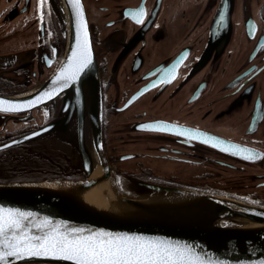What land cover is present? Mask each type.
<instances>
[{
	"label": "flooded vegetation",
	"instance_id": "flooded-vegetation-1",
	"mask_svg": "<svg viewBox=\"0 0 264 264\" xmlns=\"http://www.w3.org/2000/svg\"><path fill=\"white\" fill-rule=\"evenodd\" d=\"M82 1L100 77L102 144L113 192L132 198L206 192V180L224 167L243 171L246 164L249 177L263 186L264 0ZM31 4L34 29L26 19L18 28L15 20ZM141 8L145 15L137 23L132 13ZM67 32L61 0H46L43 20L39 0H0V95L45 82L63 58ZM15 38L23 43L15 45ZM173 69L175 78L161 83ZM61 100L29 114L0 113V147L57 119ZM157 124L202 136L188 140L149 130ZM204 137L222 138L258 158L221 151ZM59 147L76 156L64 163L71 180L84 179L74 136L52 132L0 150V183H11L21 148L63 159ZM96 164L101 167L98 158Z\"/></svg>",
	"mask_w": 264,
	"mask_h": 264
},
{
	"label": "water",
	"instance_id": "water-1",
	"mask_svg": "<svg viewBox=\"0 0 264 264\" xmlns=\"http://www.w3.org/2000/svg\"><path fill=\"white\" fill-rule=\"evenodd\" d=\"M67 19V45L55 72L30 92L4 96L0 100L26 103L51 91L52 81L66 67L75 48L76 17L68 0H61ZM84 20L91 48V64L68 88L57 91L31 108L4 114L30 113L62 96L60 112L53 122L0 147V150L34 141L58 132L64 138L74 136L84 179L69 181H32L0 183V207L19 209L48 218L68 228L140 235L152 239L186 244L205 264H264V206L200 191L146 198L113 196L109 206L86 198L100 184L108 182L110 170L102 144V99L97 62L89 22L83 1ZM225 145L227 140L218 138ZM101 162V174H96ZM54 183V184H53ZM233 224L225 225L222 221ZM13 264H71L68 261L31 258Z\"/></svg>",
	"mask_w": 264,
	"mask_h": 264
},
{
	"label": "snow or ice",
	"instance_id": "snow-or-ice-1",
	"mask_svg": "<svg viewBox=\"0 0 264 264\" xmlns=\"http://www.w3.org/2000/svg\"><path fill=\"white\" fill-rule=\"evenodd\" d=\"M76 17L75 48L63 67L55 76L51 91L44 92L35 100L13 103L0 100V112H17L33 107L44 99H51L57 91L68 88L91 62V48L87 36V25L80 0H68ZM46 0H39L41 20ZM144 9L132 13L137 23L143 22ZM222 18V17H221ZM175 78V69L166 74L161 83ZM155 87V85H153ZM149 130L172 132L188 140L200 139L202 134L166 124L148 126ZM203 143L220 147L221 151L243 155L254 160L258 155L237 145L224 146L222 141L204 137ZM31 258H46L68 261L71 264H205L191 246L174 244L168 240L152 239L140 235L114 234L106 231H91L68 228L62 223H53L48 218L37 219L33 213L19 209L0 207V264H13Z\"/></svg>",
	"mask_w": 264,
	"mask_h": 264
},
{
	"label": "rangeland",
	"instance_id": "rangeland-1",
	"mask_svg": "<svg viewBox=\"0 0 264 264\" xmlns=\"http://www.w3.org/2000/svg\"><path fill=\"white\" fill-rule=\"evenodd\" d=\"M32 9H33V5L31 4L28 10L24 13L25 15L20 18V21H18V19L15 20L16 26L18 28L23 27L22 20L26 19L28 22L30 21L31 27L32 29H34L36 16ZM16 18H19V16H17ZM20 43H23L22 40L19 38H15L14 44L19 45ZM59 151L61 153L63 151L64 153V154L62 153L64 156L60 157L63 158L60 159L61 162L64 163L69 162V159L67 157L73 160H75L76 158V156L70 150L66 151L62 147H59ZM19 152L21 154L23 151L21 150ZM23 163L24 162L21 161L20 163H16V164L24 165ZM50 165L51 164L49 163V166ZM247 166L248 165L246 164L245 165L246 169L243 171L239 169L238 170L233 169L230 167H224L223 171L220 172L218 176H213L212 178L207 179L206 184L203 187L206 188L207 193L232 197L253 205H259V204L264 205V185L261 186L259 184V181L261 180H255L249 177L250 170H248L249 168ZM67 171L68 169L66 168V172ZM42 181H50V180H42ZM56 181H69V180L56 179ZM225 225H230V224L223 223V226Z\"/></svg>",
	"mask_w": 264,
	"mask_h": 264
},
{
	"label": "trees",
	"instance_id": "trees-1",
	"mask_svg": "<svg viewBox=\"0 0 264 264\" xmlns=\"http://www.w3.org/2000/svg\"><path fill=\"white\" fill-rule=\"evenodd\" d=\"M21 156L16 158L23 161L24 165L16 164L15 166V176L10 180V182H23V181H42V180H71L73 177L71 175V170L69 166L57 159V156L48 155L47 158L41 154L39 149H26L21 148ZM27 163V164H26ZM45 163L47 166L45 167ZM49 163L51 164L49 166ZM68 169V173L66 172ZM259 206H264L259 204ZM223 223H229L230 221H222Z\"/></svg>",
	"mask_w": 264,
	"mask_h": 264
},
{
	"label": "bare ground",
	"instance_id": "bare-ground-1",
	"mask_svg": "<svg viewBox=\"0 0 264 264\" xmlns=\"http://www.w3.org/2000/svg\"><path fill=\"white\" fill-rule=\"evenodd\" d=\"M96 172V174H101L100 166H98ZM113 196H116V194L111 189V183L108 181L106 183L100 184L93 191L87 193L86 198L92 202L97 201L99 203L105 204L104 206H109V204L112 203Z\"/></svg>",
	"mask_w": 264,
	"mask_h": 264
}]
</instances>
